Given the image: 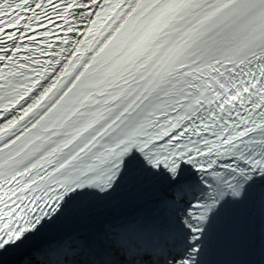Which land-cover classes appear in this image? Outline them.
<instances>
[{"label": "snow or ice", "instance_id": "1", "mask_svg": "<svg viewBox=\"0 0 264 264\" xmlns=\"http://www.w3.org/2000/svg\"><path fill=\"white\" fill-rule=\"evenodd\" d=\"M0 264H264V0H0Z\"/></svg>", "mask_w": 264, "mask_h": 264}]
</instances>
